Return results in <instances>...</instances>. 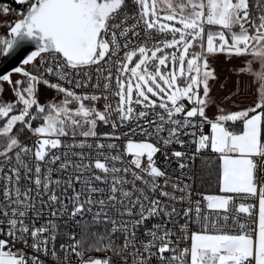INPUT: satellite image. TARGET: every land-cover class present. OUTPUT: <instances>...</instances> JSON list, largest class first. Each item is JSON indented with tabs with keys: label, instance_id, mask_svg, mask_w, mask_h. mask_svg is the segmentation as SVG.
<instances>
[{
	"label": "snow or ice",
	"instance_id": "snow-or-ice-1",
	"mask_svg": "<svg viewBox=\"0 0 264 264\" xmlns=\"http://www.w3.org/2000/svg\"><path fill=\"white\" fill-rule=\"evenodd\" d=\"M0 264H264V0H0Z\"/></svg>",
	"mask_w": 264,
	"mask_h": 264
},
{
	"label": "trees",
	"instance_id": "trees-1",
	"mask_svg": "<svg viewBox=\"0 0 264 264\" xmlns=\"http://www.w3.org/2000/svg\"><path fill=\"white\" fill-rule=\"evenodd\" d=\"M11 2V0H9ZM14 7H18L17 5L13 4ZM211 163L213 174L210 176L208 167H205L207 163ZM215 157H211V161H209L208 156H201L198 162V177H197V186L198 189L205 193H215L217 191V183L215 180L214 175V167H215Z\"/></svg>",
	"mask_w": 264,
	"mask_h": 264
},
{
	"label": "rangeland",
	"instance_id": "rangeland-1",
	"mask_svg": "<svg viewBox=\"0 0 264 264\" xmlns=\"http://www.w3.org/2000/svg\"><path fill=\"white\" fill-rule=\"evenodd\" d=\"M162 2H163V0H162ZM243 63H244V65H245V71L246 72H249L248 71V67H247V65H246V63L245 62H242V61H240V60H235V61H233L231 64H224V65H222V66H220L219 68V70L221 71H223L224 69H230V68H237V67H239V66H241V65H243ZM251 67H252V72H251V74L253 75V73L254 72H256V71H259L260 70V65H259V62L258 61H255V64H253L252 63V65H251ZM238 72H242V70H235L234 72H232V73H234V74H227V76L226 77H228V86L230 87V88H228L227 86H226V90L225 91H223V90H220V91H216V94L217 95H224L225 93H227V91H228V89H233V90H235V87L237 86V85H240L241 86V82L242 81H239V80H241V78L238 76V75H240V74H238ZM218 76H219V78H218V80H217V84H218V86L220 87L221 85H222V82L223 81H226L227 79H225V77H223L222 75H219L218 74ZM231 76H233L234 77V79H230V77ZM233 80V81H232ZM250 81V80H249ZM250 83L251 84H255L253 81H250ZM220 89H222V86H221V88ZM214 92H215V90H214ZM241 100H242V102L243 103H247V100L245 101V99H243V98H241ZM97 106H98V104H97ZM99 107V106H98Z\"/></svg>",
	"mask_w": 264,
	"mask_h": 264
},
{
	"label": "crops",
	"instance_id": "crops-1",
	"mask_svg": "<svg viewBox=\"0 0 264 264\" xmlns=\"http://www.w3.org/2000/svg\"><path fill=\"white\" fill-rule=\"evenodd\" d=\"M249 59H251V58H249ZM253 64H255V61H253ZM245 65H244V63H243V65H241V66H239V67H237V68H230V69H224L223 71L221 70H219L220 68L218 67L217 68V72H218V74L219 75H222L223 77H225V79H227L226 81H223L222 82V89H220L221 88V86L219 87L218 86V84H217V82H216V87L214 88V90H215V92L217 91H220V90H223V91H225L226 90V86L228 87V88H230L229 86H228V77H226L227 76V74H234V73H232V72H234L235 70H242V72H238V74H240V75H238L240 78H241V80H239V81H242L241 82V87H243L244 85H247V84H249L250 83V81H253L255 84L257 83V81H256V79L254 78V75H252L250 72H246L245 71ZM234 79V77L233 76H231L230 77V79ZM250 80V81H249ZM233 81V80H232ZM243 98V97H242ZM246 101V100H245Z\"/></svg>",
	"mask_w": 264,
	"mask_h": 264
},
{
	"label": "built area",
	"instance_id": "built-area-1",
	"mask_svg": "<svg viewBox=\"0 0 264 264\" xmlns=\"http://www.w3.org/2000/svg\"><path fill=\"white\" fill-rule=\"evenodd\" d=\"M109 100L113 104H115V98L114 97L109 96ZM98 106L99 107H102L103 106V101L98 102ZM205 130L207 131V128ZM189 151H191V149H189ZM200 158H201V156L198 155L197 156V159L194 162V164L191 161H189V163L192 166L188 170L185 171V176H187L189 173H194V175H192L191 181H189V182H191L193 184V187L195 189H198V186H197V177H198V162H199ZM173 167L175 168L176 166L173 165ZM176 175H179V172H177ZM95 255L97 257H101L102 258L105 255V253H103V252H96Z\"/></svg>",
	"mask_w": 264,
	"mask_h": 264
},
{
	"label": "water",
	"instance_id": "water-1",
	"mask_svg": "<svg viewBox=\"0 0 264 264\" xmlns=\"http://www.w3.org/2000/svg\"><path fill=\"white\" fill-rule=\"evenodd\" d=\"M23 53H21L20 55H18L14 60H12L10 62V65H18L20 60L23 58Z\"/></svg>",
	"mask_w": 264,
	"mask_h": 264
}]
</instances>
